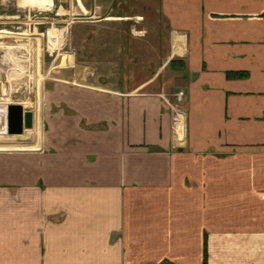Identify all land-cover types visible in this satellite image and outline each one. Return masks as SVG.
Returning <instances> with one entry per match:
<instances>
[{"label":"crops","instance_id":"obj_1","mask_svg":"<svg viewBox=\"0 0 264 264\" xmlns=\"http://www.w3.org/2000/svg\"><path fill=\"white\" fill-rule=\"evenodd\" d=\"M157 3L166 30L147 62L139 10L79 21L118 27L110 73L126 81L91 79L106 74L110 42L89 55L78 31L45 82L39 146L0 150V264H204L205 247L207 264H264V0ZM50 30L59 45L65 29ZM138 65L153 71L134 85ZM166 70L184 78L173 92Z\"/></svg>","mask_w":264,"mask_h":264},{"label":"rangeland","instance_id":"obj_2","mask_svg":"<svg viewBox=\"0 0 264 264\" xmlns=\"http://www.w3.org/2000/svg\"><path fill=\"white\" fill-rule=\"evenodd\" d=\"M50 3H53L52 6H49ZM81 4L86 11L83 10ZM157 4V0H0V105L5 107V104H23L25 109L33 110L35 114L34 127L25 130L22 135L0 133V150H33L39 146L48 126L45 82L51 81L53 76V82L60 79L59 74L63 72L61 68L68 65L64 56L73 54L74 48L78 45L74 38L78 31H82L84 35L80 48L89 55L97 54V44L99 45L102 39L110 42L108 51H105L109 56V62L105 61V66L101 68L106 74L103 76L95 74L91 79H94L95 83L99 81L115 86L123 81L124 76L110 73L112 54L115 60H118L114 49L121 38V35L119 37L116 34L118 27L114 23H101L109 28L98 31L93 25L79 23V21L85 20L88 16H94L95 19L117 18L121 15H128L126 11L139 10L130 14L132 17L130 20L132 24L137 25L133 31L137 40L135 42L136 54H142L144 61L147 62L152 59L153 54L150 50L151 39L155 41L157 37L165 34L166 30ZM91 8L93 12L90 14ZM76 24H86V28L73 27ZM52 28L66 31L64 38H59L57 46H53L46 35L48 29ZM15 37L19 40H28L23 45V43L14 41ZM39 39L42 40L43 55L34 53L32 43ZM92 56L89 60L94 62L95 59ZM122 61L127 62V58L125 60L122 58ZM58 70L60 73L55 74L54 72ZM132 70L136 73L129 76V80L136 85L149 77L153 68L150 66L142 68L138 65ZM163 74L164 87L171 92H173V87H179L184 81V78L170 70H166ZM124 79L126 81V76ZM0 122H2L1 117Z\"/></svg>","mask_w":264,"mask_h":264},{"label":"water","instance_id":"obj_3","mask_svg":"<svg viewBox=\"0 0 264 264\" xmlns=\"http://www.w3.org/2000/svg\"><path fill=\"white\" fill-rule=\"evenodd\" d=\"M34 111L25 109L22 104L13 103L7 106V131L9 135H22L25 130L34 127Z\"/></svg>","mask_w":264,"mask_h":264},{"label":"trees","instance_id":"obj_4","mask_svg":"<svg viewBox=\"0 0 264 264\" xmlns=\"http://www.w3.org/2000/svg\"><path fill=\"white\" fill-rule=\"evenodd\" d=\"M169 69L173 71H185L186 70V64L184 60L181 59H172L169 62ZM247 74L245 72H229L228 76L230 78H242L245 77ZM166 264V263H164ZM204 264H207V250L205 247L204 250Z\"/></svg>","mask_w":264,"mask_h":264},{"label":"bare ground","instance_id":"obj_5","mask_svg":"<svg viewBox=\"0 0 264 264\" xmlns=\"http://www.w3.org/2000/svg\"><path fill=\"white\" fill-rule=\"evenodd\" d=\"M53 3H50L49 6H52ZM57 28H52L50 31L55 30ZM57 32L56 30L54 31V33ZM63 32V31H61ZM60 32V33H61ZM53 33V34H54ZM62 34V33H61ZM56 35V34H55ZM23 39V38H22ZM28 39H23V45L26 44L25 42H27ZM28 44V43H27ZM27 47V46H26ZM23 105V104H22ZM8 106V105H7ZM7 106L4 107V105H0V117L2 118V122H0V133H6L7 131Z\"/></svg>","mask_w":264,"mask_h":264}]
</instances>
